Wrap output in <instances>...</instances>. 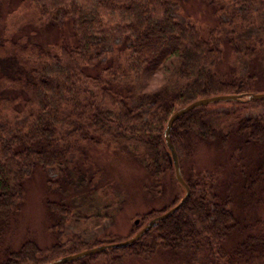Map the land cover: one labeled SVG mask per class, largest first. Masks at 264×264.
I'll return each instance as SVG.
<instances>
[{
  "label": "trees",
  "instance_id": "16d2710c",
  "mask_svg": "<svg viewBox=\"0 0 264 264\" xmlns=\"http://www.w3.org/2000/svg\"><path fill=\"white\" fill-rule=\"evenodd\" d=\"M4 1L0 0V16ZM186 1L17 0V7L6 15L20 11L25 24L6 36L0 22V233L21 212L26 184L37 169L53 172L51 184L62 194L61 202L46 201L56 218L55 242L42 248L26 240L17 249L7 248L0 264H47L91 248L81 236L66 242L62 238L71 222L101 217L98 212L86 218L73 206L79 195L102 202L106 198L107 191L98 187L100 171L91 172L94 149L125 147L154 181L146 192L157 197L164 192V175L169 172L174 180L163 137L170 116L199 99L254 93L258 88L251 66L264 58V0H201L217 20L207 32L196 21L175 16L174 8ZM65 25L70 26L72 40L49 47L24 32L27 26L40 32ZM226 49L237 62L231 68L226 67ZM239 60L250 71L242 74ZM157 75L160 85L154 83ZM208 108L191 111L171 131L191 190L183 207L133 245L67 264H91L100 258L105 264L130 258L151 261L161 252L181 251H191L192 258L207 251L210 264L264 259L263 235H247L232 254L226 248L241 232L230 207L235 188L216 193L207 176L187 177L183 171L188 156L219 136L220 146L226 150L230 145L235 153L231 158L244 154L242 161L249 168L256 164L246 179L264 172V157L256 159L250 153L264 147V120L238 118L227 126L220 115H209ZM231 135L240 138L230 144ZM239 175L243 177L232 172L230 178L238 183ZM69 198L71 204L66 202ZM169 209L142 215L135 234L143 221ZM101 245L98 241L92 248Z\"/></svg>",
  "mask_w": 264,
  "mask_h": 264
},
{
  "label": "rangeland",
  "instance_id": "374dc122",
  "mask_svg": "<svg viewBox=\"0 0 264 264\" xmlns=\"http://www.w3.org/2000/svg\"><path fill=\"white\" fill-rule=\"evenodd\" d=\"M16 7L17 0H5L1 5L0 22L6 36L16 34L18 29L25 24L26 18L20 11L9 16L6 15ZM174 14L181 20L192 19L196 21L206 30L205 32L217 24L214 11L201 0H187L186 3L174 8ZM24 32L44 47L60 43L62 39L67 43L72 40L71 29L68 25L62 28L52 27L40 32L34 26H27ZM225 62L227 68H231L237 63L229 49L225 50ZM238 62L242 74L250 71V66L243 64L244 61L239 60ZM251 71L257 79L256 82L260 84L253 92L256 94L264 93V84L261 83L264 79V58L252 65ZM154 83L160 85V75L155 77ZM208 110L211 116L218 117L220 115L224 125L227 126L236 124L238 118H260L264 120V100L246 104L236 102L215 103L209 105ZM235 129L236 127L231 131L233 132ZM218 137L217 139H219ZM239 138L231 135L230 144L236 143ZM217 139H213L209 145L203 144L196 150L197 152L195 151L188 156L184 160L183 171L187 177L192 174L207 176L216 193H223L227 189L235 188L234 191H231L233 202L230 207L233 208L239 218L238 230L241 232L234 234L226 245L227 250L232 254L236 244L247 235L259 234L264 236V172L255 173L254 177L246 179V175L253 171L252 168H257L256 164L253 162L249 168L246 162L242 161L245 158L243 157L244 154L241 156L238 154L237 158H231L230 156L235 154L231 151V146L229 145L228 149L224 150ZM250 153L254 154L256 159L264 157V147ZM90 156L92 160L91 172L100 171L98 187L107 191L106 198L103 199V202L101 200L99 202L89 197L85 198L87 194L79 195L73 202V206L76 212L86 216V218L95 216L98 212H101V217H93V219L82 224L71 222L64 233L63 242L68 241L74 235L81 236L91 248L98 241L103 245L111 240H114L113 243L126 241L135 234V220L141 219L142 215L152 210L169 209L174 201L180 200L184 196L181 185L176 184L178 182L175 175L173 180L171 173L168 172L161 180L164 184L163 194L151 197L149 191L146 192V187L154 185V181L147 177L144 167L140 166L123 146L94 149ZM236 171L243 175V177L238 176V183L233 182V177L230 178L232 172L236 173ZM53 177H55L53 172L47 175L41 169H37L33 177L27 182L26 202L21 212L0 233V259L4 257V251L7 248L17 249L29 239L36 241L42 248H48L55 242L53 225L56 218L48 211L46 201L61 202L62 194L56 186H52L51 179ZM151 192L153 194V191ZM69 200L66 202L71 204V198ZM101 206L102 208L108 206L109 209L102 212ZM147 223L143 221L141 227ZM188 252L181 251L177 254L161 252L151 261L130 258L125 259L122 264L211 263L207 251H203L195 258L191 257V251ZM252 261L254 260L250 259L248 263L243 261L238 264H251ZM91 264H105V261L100 258ZM252 264H264V259Z\"/></svg>",
  "mask_w": 264,
  "mask_h": 264
},
{
  "label": "water",
  "instance_id": "95a60500",
  "mask_svg": "<svg viewBox=\"0 0 264 264\" xmlns=\"http://www.w3.org/2000/svg\"><path fill=\"white\" fill-rule=\"evenodd\" d=\"M264 100V93L260 94H254V93H248V94H222V95H215L211 97H206L203 99L196 100L189 105L182 107L178 110H176L169 118L166 128L164 130V141L166 144V147L169 151V160L172 163L174 167V175L176 181L181 185V187L184 189L185 194L182 197V199L171 209L166 211L164 214L157 216L150 220L146 225H144L140 230L131 238H129L126 241L118 242V243H112L107 245H101L93 248L86 249L84 251L78 252L73 255L64 256L56 261L47 263V264H67L70 262H75L78 260H81L83 258L89 257L94 254H98L101 252H104L109 249H121L128 247L130 245H133L137 243L140 239H142L148 232H150L153 228L158 226L159 223L167 220L172 215H174L177 211H179L187 199L189 198L191 194V190L187 183L184 180L180 162H179V156L177 153V150L172 143L171 140V131L174 126V124L181 119L183 116L187 115L191 111L210 105L215 103H221V102H254V101H263ZM134 224L138 226L140 224V220H135Z\"/></svg>",
  "mask_w": 264,
  "mask_h": 264
}]
</instances>
